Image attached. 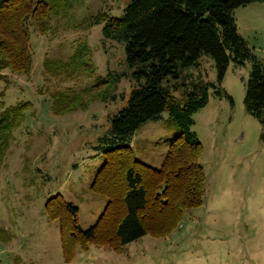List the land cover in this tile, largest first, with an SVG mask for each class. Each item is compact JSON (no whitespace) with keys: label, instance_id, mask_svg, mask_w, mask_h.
<instances>
[{"label":"rangeland","instance_id":"obj_1","mask_svg":"<svg viewBox=\"0 0 264 264\" xmlns=\"http://www.w3.org/2000/svg\"><path fill=\"white\" fill-rule=\"evenodd\" d=\"M130 0H52L49 29L29 21L32 68L3 72L4 109L28 102L9 134L0 166V264H264V122L245 110L252 59L229 61L220 82L213 59L163 81L179 99L208 87V103L192 115L202 144L203 205L168 237L138 238L121 253L89 245L63 261L59 223L45 202L61 194L78 208L81 230L98 219L106 198L90 189L107 161L110 118L126 105L137 81L124 45L104 38L100 13L120 16ZM235 27L264 65V1L233 10ZM218 91L219 94H216ZM179 130L168 113L148 121L132 139L134 156L159 168ZM114 146V145H113Z\"/></svg>","mask_w":264,"mask_h":264},{"label":"trees","instance_id":"obj_2","mask_svg":"<svg viewBox=\"0 0 264 264\" xmlns=\"http://www.w3.org/2000/svg\"><path fill=\"white\" fill-rule=\"evenodd\" d=\"M259 1L264 0H130L120 16L99 14L96 23L102 24L104 38L124 45L125 62L135 68L133 78L144 83L131 89L126 105L110 118L112 146L104 150L107 161L90 186L107 200L97 221L81 230L73 203L61 194L45 202L48 219L59 223L65 263L73 260L77 248L106 246L121 253L123 246L143 236L168 237L185 212L203 205L202 144L190 128L192 115L208 103V87L194 86L181 101L163 81L197 67L203 54L213 59L220 82L230 59H252L243 103L248 114L264 122V65L247 48L232 16L234 9ZM51 5L52 0H0V81H7L3 72L31 71L29 21L46 33ZM3 97L0 92V166L9 134L19 127L28 105L19 102L4 109ZM163 113L171 116L179 133L169 142L160 167L154 168L136 159L130 143L140 126Z\"/></svg>","mask_w":264,"mask_h":264},{"label":"crops","instance_id":"obj_3","mask_svg":"<svg viewBox=\"0 0 264 264\" xmlns=\"http://www.w3.org/2000/svg\"><path fill=\"white\" fill-rule=\"evenodd\" d=\"M132 144H133V143H132V141H131L130 146H132ZM67 201H68V200H67ZM70 202H71V201H70ZM71 203H72V202H71ZM76 207H77V206H76Z\"/></svg>","mask_w":264,"mask_h":264}]
</instances>
